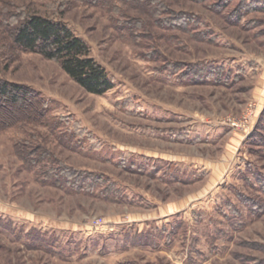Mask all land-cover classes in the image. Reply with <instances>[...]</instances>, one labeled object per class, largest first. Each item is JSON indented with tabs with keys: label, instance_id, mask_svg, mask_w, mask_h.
<instances>
[{
	"label": "rangeland",
	"instance_id": "374dc122",
	"mask_svg": "<svg viewBox=\"0 0 264 264\" xmlns=\"http://www.w3.org/2000/svg\"><path fill=\"white\" fill-rule=\"evenodd\" d=\"M33 13L70 27L114 87L91 94L15 47L4 25ZM183 16L199 26L168 27ZM193 64L223 73L194 80ZM0 79L48 105L43 124L28 103L0 126V214L56 239L32 250L1 233L0 264H264V127L246 143L264 109V0H0ZM29 150L119 197L39 181Z\"/></svg>",
	"mask_w": 264,
	"mask_h": 264
},
{
	"label": "trees",
	"instance_id": "16d2710c",
	"mask_svg": "<svg viewBox=\"0 0 264 264\" xmlns=\"http://www.w3.org/2000/svg\"><path fill=\"white\" fill-rule=\"evenodd\" d=\"M149 9L152 15L157 13V8L152 5L149 6ZM16 19L17 22L14 25H4V29L15 47L27 52L40 53L47 59L58 61L62 69L91 94L103 95L114 87L106 69L92 57L89 45L65 23L36 13L27 14L23 18L16 17ZM174 21L168 27L182 28L186 31H193L200 23L199 18H188L187 16L175 18ZM173 67L178 69L180 65L174 64ZM189 67L194 71L191 76L194 80L199 75L204 77L205 81L217 75L220 78L223 73L222 68H211L199 64ZM183 76L187 77L188 74H183ZM28 103L32 105L31 119L43 124L46 121L48 105L39 93L28 86L0 79V126L5 125L6 115L12 118V114L15 117L17 112L29 111ZM13 106L15 109H11ZM9 111L10 114H8ZM262 127H264V109L254 131L246 139L249 146L254 144L253 140ZM259 143L264 146V137ZM39 154L34 150L28 151V155H30L28 163L31 168H38L39 181L74 193L96 196L100 199L119 197L120 189L116 187L117 183L111 178L105 180L104 176L95 172L52 165L46 163L43 158L44 155H49L47 151L44 150L42 155ZM4 232H9L12 235L10 241L18 243L23 248L53 252L55 250L53 248L56 239L49 232L38 227L27 230L25 227L18 226L12 218L0 214V234Z\"/></svg>",
	"mask_w": 264,
	"mask_h": 264
}]
</instances>
